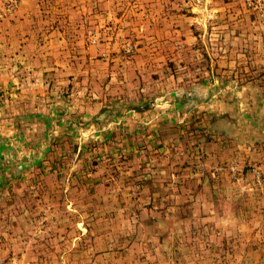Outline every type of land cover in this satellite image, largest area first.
Masks as SVG:
<instances>
[{
	"label": "rangeland",
	"instance_id": "374dc122",
	"mask_svg": "<svg viewBox=\"0 0 264 264\" xmlns=\"http://www.w3.org/2000/svg\"><path fill=\"white\" fill-rule=\"evenodd\" d=\"M0 264H264V0H0Z\"/></svg>",
	"mask_w": 264,
	"mask_h": 264
}]
</instances>
